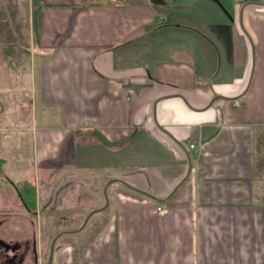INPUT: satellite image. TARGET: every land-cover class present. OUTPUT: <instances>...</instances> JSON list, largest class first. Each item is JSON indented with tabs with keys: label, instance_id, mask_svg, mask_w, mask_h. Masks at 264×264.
<instances>
[{
	"label": "crops",
	"instance_id": "0c3cea01",
	"mask_svg": "<svg viewBox=\"0 0 264 264\" xmlns=\"http://www.w3.org/2000/svg\"><path fill=\"white\" fill-rule=\"evenodd\" d=\"M31 3L24 78L0 38V216L38 264L57 235L52 264H264V0Z\"/></svg>",
	"mask_w": 264,
	"mask_h": 264
},
{
	"label": "rangeland",
	"instance_id": "374dc122",
	"mask_svg": "<svg viewBox=\"0 0 264 264\" xmlns=\"http://www.w3.org/2000/svg\"><path fill=\"white\" fill-rule=\"evenodd\" d=\"M31 6H32L31 0H0V38L2 39L1 42H3L1 44L3 46L2 52L3 54H5L4 56L8 64L7 67L10 70L11 69L15 71L20 70L23 78L24 75H28L27 74L28 70L31 68L32 62L34 63L33 54L31 56V52L34 51L31 45L32 42L31 37L34 36L32 31L33 28L31 26V17H30ZM3 177L4 176L1 175V178ZM103 211L104 210H101L100 212L97 211L91 215L93 216V218L90 220L91 225L93 223L97 225L96 223L100 221L98 220L97 217L103 215L102 214ZM4 217L6 216L5 215L0 216L1 236L3 235L2 237L4 239H7L9 242H19L20 244H22L21 251H23V255L25 257L23 264H35L34 253L32 251L34 250L33 244L30 246L29 243L24 244V242L22 241L27 238L32 239L34 238V235L30 236L31 235L30 231H22V233H20L19 231L18 237L19 236L22 237H20L21 240H18V237L15 238L14 233H12V226L11 224H8L9 220L4 219ZM38 223H40L39 225L40 227L38 226ZM32 225H33L32 227L33 234L35 233L33 232V230L34 231H36V229L45 230L46 227V224L42 220L41 221L34 220ZM28 227L31 228V226ZM10 228H11L10 232L12 234H10V232L8 231V229ZM83 233H85V229L77 233V235H79L78 237L84 236ZM70 235H74V233ZM38 254L40 255L41 251H39ZM48 254L49 251L47 249V252L44 253L42 264H47Z\"/></svg>",
	"mask_w": 264,
	"mask_h": 264
},
{
	"label": "flooded vegetation",
	"instance_id": "af4514ba",
	"mask_svg": "<svg viewBox=\"0 0 264 264\" xmlns=\"http://www.w3.org/2000/svg\"><path fill=\"white\" fill-rule=\"evenodd\" d=\"M36 241L33 244L34 263L38 264V252L36 248ZM22 244L19 242H9L0 234V264H23L24 255L21 251ZM49 256V254H48Z\"/></svg>",
	"mask_w": 264,
	"mask_h": 264
},
{
	"label": "trees",
	"instance_id": "16d2710c",
	"mask_svg": "<svg viewBox=\"0 0 264 264\" xmlns=\"http://www.w3.org/2000/svg\"><path fill=\"white\" fill-rule=\"evenodd\" d=\"M3 160L0 158V174L2 170ZM7 183H10L18 196H20L23 205L29 212L36 210V189L35 186L29 180H23L19 182H13L8 177L5 178Z\"/></svg>",
	"mask_w": 264,
	"mask_h": 264
},
{
	"label": "water",
	"instance_id": "95a60500",
	"mask_svg": "<svg viewBox=\"0 0 264 264\" xmlns=\"http://www.w3.org/2000/svg\"><path fill=\"white\" fill-rule=\"evenodd\" d=\"M104 193H105V195H106V187L104 188ZM107 206H108V198H107V196H106V202H105L104 206H102V207H100V208H97V209L91 211V212L87 215V217L85 218V220L83 221V223H82V225L79 227V229H82V228L86 225V223L88 222L90 216H91L94 212H96V211H100V210H103V209H105ZM79 229H78V230H79ZM58 236H59V235L55 236V237L53 238L52 242H51L47 264H52V261H53V255H54L55 242H56Z\"/></svg>",
	"mask_w": 264,
	"mask_h": 264
},
{
	"label": "built area",
	"instance_id": "2783aa9c",
	"mask_svg": "<svg viewBox=\"0 0 264 264\" xmlns=\"http://www.w3.org/2000/svg\"><path fill=\"white\" fill-rule=\"evenodd\" d=\"M110 2H117L118 0H109ZM194 145H191V147H193ZM159 209H161V207H159Z\"/></svg>",
	"mask_w": 264,
	"mask_h": 264
}]
</instances>
